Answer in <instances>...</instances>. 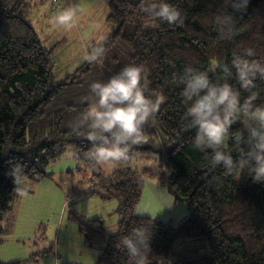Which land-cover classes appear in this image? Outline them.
Segmentation results:
<instances>
[{
	"label": "trees",
	"instance_id": "trees-1",
	"mask_svg": "<svg viewBox=\"0 0 264 264\" xmlns=\"http://www.w3.org/2000/svg\"><path fill=\"white\" fill-rule=\"evenodd\" d=\"M172 2L184 15L182 25L153 20L142 11L145 0H108L105 22L112 30L103 62L84 60L70 75L55 80V46L46 47L29 22L28 1L0 0V221L10 212L19 183L49 175L48 165L72 146L75 160L98 178L101 199H118V232L105 235L101 217L79 222L85 246L104 243L96 264H129L121 241L141 226L151 228L147 264H264V183L253 182L244 170L234 178L239 168H213L192 147L195 129L183 119L180 88L171 83L185 65L207 70L213 60L230 63L248 47L255 50L252 59H264V0H250L246 11L234 13L241 30L230 40L221 37L213 19L223 0ZM61 9L57 4L51 13ZM93 46L95 42L88 51ZM129 63L150 68L149 94L165 97L154 122L145 125L143 141L130 149V160L140 157L151 163L120 165L104 174L89 157L94 145L86 139L87 129L77 134L69 125L87 106L83 100L89 84ZM210 75L215 79L219 72ZM258 83L264 90V81ZM240 128L233 125L234 132ZM16 164L22 170L14 184L9 172ZM144 175L155 178L175 203L185 201L191 214L176 222L137 215Z\"/></svg>",
	"mask_w": 264,
	"mask_h": 264
},
{
	"label": "clouds",
	"instance_id": "clouds-1",
	"mask_svg": "<svg viewBox=\"0 0 264 264\" xmlns=\"http://www.w3.org/2000/svg\"><path fill=\"white\" fill-rule=\"evenodd\" d=\"M249 2L223 0V9L213 18L223 39L230 40L241 30L234 13L246 11ZM78 11L73 6L62 8L51 17L52 27L71 30L78 22ZM142 11L170 26L184 23L180 7L172 0H145ZM94 31L95 46L85 51L83 59L102 63L109 29L98 23ZM255 55V50L248 47L234 54L230 63L213 60L207 70L188 64L171 83L180 88L183 119L195 129L192 147L205 154L211 167L222 166L229 171L239 168L234 178L244 170L253 182L264 183V90L258 83L264 81V59H252ZM150 71L145 64L129 63L106 80H94L83 100L86 108L70 122L74 133L87 129L86 139L94 145L89 157L107 174L129 162L131 147L143 141L145 125L154 122L164 102L163 95L149 94ZM217 72L219 76L214 79L210 73ZM242 93L247 95L242 98ZM237 123L241 128L234 132ZM157 164L163 168L159 161ZM21 170L19 164L10 169L14 184ZM118 230V226L109 229L113 233ZM150 239L151 228L141 226L121 241L129 264H147Z\"/></svg>",
	"mask_w": 264,
	"mask_h": 264
},
{
	"label": "rangeland",
	"instance_id": "rangeland-1",
	"mask_svg": "<svg viewBox=\"0 0 264 264\" xmlns=\"http://www.w3.org/2000/svg\"><path fill=\"white\" fill-rule=\"evenodd\" d=\"M30 8L28 20L35 28L46 47L55 46L52 53L53 77L61 80L70 75L84 61L85 51L95 42V26L105 22L108 13V0H27ZM66 8L76 7L78 22L71 30L54 29L50 23L56 14L51 10L55 5ZM72 146L66 147L62 155L47 167L49 175L35 180L23 179L11 202V210L0 221V261H23L21 264H96L103 242H95L87 247L78 232L79 222L101 217L105 235L113 232L119 219L118 199H101L103 188L97 183L94 172L73 157ZM146 158L135 157L122 166L150 164ZM104 174H107L101 168ZM145 181H157L146 176ZM145 183L141 190L139 207L136 214L159 218L163 221L170 217L191 214L185 201L163 207L165 202L158 191L153 192ZM156 184H158L156 182ZM96 190L98 193L90 191ZM152 192V193H151ZM22 193V194H21ZM179 218H174L176 222Z\"/></svg>",
	"mask_w": 264,
	"mask_h": 264
},
{
	"label": "crops",
	"instance_id": "crops-1",
	"mask_svg": "<svg viewBox=\"0 0 264 264\" xmlns=\"http://www.w3.org/2000/svg\"><path fill=\"white\" fill-rule=\"evenodd\" d=\"M147 175H144V176H142V179H143V186H145L144 184L147 182V181H145L144 179V177H146ZM151 177V176H150ZM148 183V185L150 186V188L149 189H151L153 192H155V191H158L159 192V194L162 196V198H163V201L165 202V205L163 206V207H165V208H168V207H170L171 206V201L172 200H170V198H169V196H167L165 193H164V189H162V187H160L158 184H156V182L155 181H148L147 182ZM152 193V192H151ZM175 203V202H174ZM137 207H139V203H138V206ZM181 214H183V213H181ZM179 215L178 217H170V216H174V214H170V215H168L169 217H168V219H171V220H174V218H182V216L184 215ZM178 219V220H179ZM55 264H57L56 263V261H55Z\"/></svg>",
	"mask_w": 264,
	"mask_h": 264
},
{
	"label": "water",
	"instance_id": "water-1",
	"mask_svg": "<svg viewBox=\"0 0 264 264\" xmlns=\"http://www.w3.org/2000/svg\"><path fill=\"white\" fill-rule=\"evenodd\" d=\"M190 212H191V210H190Z\"/></svg>",
	"mask_w": 264,
	"mask_h": 264
}]
</instances>
